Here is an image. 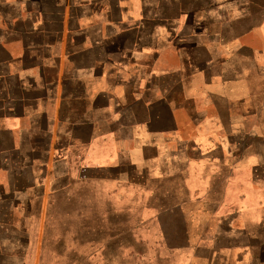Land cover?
<instances>
[{
	"label": "crops",
	"instance_id": "crops-1",
	"mask_svg": "<svg viewBox=\"0 0 264 264\" xmlns=\"http://www.w3.org/2000/svg\"><path fill=\"white\" fill-rule=\"evenodd\" d=\"M263 3L0 0V264H133L152 242L159 264H264ZM69 178L87 228L78 263L73 238L35 219L65 188L45 179Z\"/></svg>",
	"mask_w": 264,
	"mask_h": 264
},
{
	"label": "rangeland",
	"instance_id": "rangeland-1",
	"mask_svg": "<svg viewBox=\"0 0 264 264\" xmlns=\"http://www.w3.org/2000/svg\"><path fill=\"white\" fill-rule=\"evenodd\" d=\"M264 4V3H263ZM262 4V5H263ZM259 5H261L259 3ZM245 37L244 41L249 43L253 48H256V46L260 45L262 43V39L260 35H257L253 32H250L249 35L243 36ZM241 38H238L240 40ZM214 55L217 58H225L228 57V54L225 50H219L213 52ZM169 55L174 56L176 59H179V55L176 52H171ZM248 55L250 57H258L259 53L256 52V50L250 49ZM194 56L193 49H188L184 52H182V57L192 59ZM171 60V59H170ZM172 69H177V67H170V70ZM254 70V69H252ZM256 70V69H255ZM187 76L189 75L190 78L187 79V84L189 85V93L186 92L185 95H189V99H185V107L186 108H191V104L193 103L196 104L197 101L195 102L194 99L191 97L192 94L194 93V79H193V73H186ZM172 79V78H170ZM200 87L202 86V81L199 82ZM198 83V85H199ZM246 84V89L249 88V86L253 85L250 83V85ZM187 91V90H186ZM180 95V94H179ZM203 96V94L201 93ZM187 98V97H186ZM244 108L251 109L250 104L252 100L250 98H245L242 100ZM201 106H204V102L202 99H200V104ZM187 110L185 111L184 115H181L180 119L182 120V132L186 138H191L194 135V126L192 124L191 118L187 116ZM251 121V120H250ZM252 122V121H251ZM45 188H51V191H55L56 186H60L59 183L66 182L65 184L61 186H65L64 189H59L58 192L54 195L51 196V198H55L53 203H49L51 201L50 196L48 194H44L41 199L38 201V205L35 207V219L37 220L39 224V230L40 234H44V231H49V235L51 234H56L58 237L60 236H65L66 241L69 243L70 239H67V237H72L73 238V251L72 253V258L74 263H78L81 260L79 254L82 250H85L84 244L82 243L83 241V236L86 234V227L83 224L82 219V201H83V195L82 192L79 188L81 186L79 184V181L77 179H45ZM57 182V183H56ZM244 182V180H243ZM233 185L239 186L240 182L238 180H234ZM250 187H256L255 181H249ZM70 192H73L71 195ZM47 193V192H46ZM139 208V205H138ZM47 224V226H45ZM111 228H105V231L109 230ZM139 230V235L136 237L137 243H139V240H143L146 236L147 228L145 227H138ZM156 229V228H152ZM123 231V228H122ZM48 233V232H46ZM106 236L109 235L107 232H105ZM48 235V234H47ZM154 239H159V234L153 235ZM128 239V238H126ZM134 239V238H133ZM152 245V259H143L138 257L136 260H133V264H148L150 261L154 262L155 264H159L161 260L157 258L158 255L161 254V249L158 245L157 242H152L150 243ZM60 246L62 248H66L62 251V256H68L65 254H68L69 250L67 248V244L61 243ZM136 250L138 252L142 251V248L138 244L136 247ZM66 252V253H65ZM141 253V252H140ZM139 254V253H138ZM65 261H71L68 257L61 258L58 260V264L65 263ZM84 261V260H82ZM132 260L130 261L131 264ZM108 263V260L106 259V264ZM173 263H176V260L174 259ZM121 264H128V260H121Z\"/></svg>",
	"mask_w": 264,
	"mask_h": 264
}]
</instances>
